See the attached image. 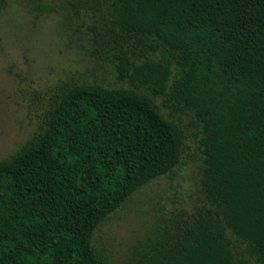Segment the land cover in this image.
Returning <instances> with one entry per match:
<instances>
[{
  "label": "trees",
  "instance_id": "16d2710c",
  "mask_svg": "<svg viewBox=\"0 0 264 264\" xmlns=\"http://www.w3.org/2000/svg\"><path fill=\"white\" fill-rule=\"evenodd\" d=\"M55 1L119 85L57 82L38 130L0 160V264H264V0ZM190 135L196 212L123 259L96 245L138 189L181 165Z\"/></svg>",
  "mask_w": 264,
  "mask_h": 264
},
{
  "label": "rangeland",
  "instance_id": "374dc122",
  "mask_svg": "<svg viewBox=\"0 0 264 264\" xmlns=\"http://www.w3.org/2000/svg\"><path fill=\"white\" fill-rule=\"evenodd\" d=\"M37 1L6 0L0 15V160L38 130L47 93L57 82L119 85L112 67L71 39L82 19L59 1L42 0L56 7L52 11L38 7ZM181 118L188 132L198 130L191 115ZM186 145L180 166L138 189L97 229L96 245L123 259L164 219L174 224L196 212L204 199L201 152L194 136ZM235 244L238 252L244 250L242 242Z\"/></svg>",
  "mask_w": 264,
  "mask_h": 264
}]
</instances>
